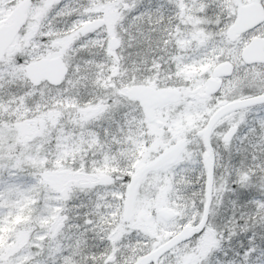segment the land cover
Wrapping results in <instances>:
<instances>
[{"label": "snow or ice", "instance_id": "snow-or-ice-1", "mask_svg": "<svg viewBox=\"0 0 264 264\" xmlns=\"http://www.w3.org/2000/svg\"><path fill=\"white\" fill-rule=\"evenodd\" d=\"M0 264H264V0H0Z\"/></svg>", "mask_w": 264, "mask_h": 264}]
</instances>
